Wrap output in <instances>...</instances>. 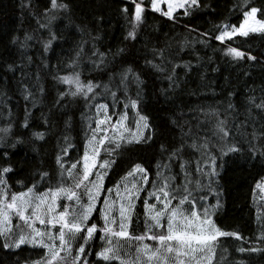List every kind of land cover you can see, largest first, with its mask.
I'll return each instance as SVG.
<instances>
[{
	"label": "snow or ice",
	"instance_id": "1",
	"mask_svg": "<svg viewBox=\"0 0 264 264\" xmlns=\"http://www.w3.org/2000/svg\"><path fill=\"white\" fill-rule=\"evenodd\" d=\"M127 5L121 8L129 28L125 40L136 41L146 11L175 22L177 12L183 16L193 15L201 2L148 0L146 5L145 0H127ZM68 11L69 5L63 0H50V8L43 13L44 21L37 20L38 29L49 32V39L43 43L45 52L57 38L50 28L59 18L56 14ZM235 11L239 13L236 23L217 25L218 34L214 36L200 33L204 38H197L195 43L208 46L214 39L224 46L220 51L231 62L256 61V56L228 42L236 37L264 36V8L252 5L251 0H239ZM33 38L25 35L19 46L26 48ZM97 39L98 36L93 37V40ZM12 43H18V39H13ZM86 43L82 41L69 63L70 72L54 76L66 87L54 99L53 107H65L67 100L80 98L88 110L82 113L85 121L82 155L66 163L65 157L74 145L67 132L62 136L63 143L58 141L55 185L48 171H40L35 174L39 179L27 185L18 180L20 190L13 188L9 174L14 172V167L8 162L6 149L15 148L23 140L18 138L9 143L11 124L0 127V159L4 160L0 164V246L6 251L19 250L23 246L42 249L38 254L40 258L32 264H92L87 257L93 255L92 242L98 238L101 247L95 252L97 264H214L221 238L231 237L241 242L244 238L237 232L221 230L214 220L220 201L217 199L214 205H209L207 193L219 195L213 185L218 183L224 157L242 151L237 136L246 140L251 137L248 145L252 157L264 159V144L260 143L264 141V119H261L264 117V90L259 95L250 90L251 94L245 96L243 120L232 92L223 107L197 105L192 110L194 114L185 121L187 131L184 124L174 119L173 125L180 129L179 143L171 148L160 145L161 155L154 176H150L149 169L136 163L115 185L106 188L105 178L117 163V157L133 145L151 144L156 129L150 124L149 117L140 111L143 85L140 73L131 65L119 69L114 66L113 62L124 55L125 49L111 53L110 61L109 53L100 52L93 44L89 57L92 68L106 71L113 64V70L108 73L107 82L85 81L82 79L81 54ZM183 50L181 47L178 52ZM151 51L152 59L146 60V66L168 82L167 89L162 92L175 91L181 84V72L187 75L194 66L190 61L180 63L171 55H165L166 49L153 48ZM17 68L20 66L9 65L7 70L15 72ZM36 80L37 84L24 86L21 92L26 102L21 125L25 129L31 127L28 122L31 109L27 105L36 108L45 97L39 75ZM133 86L135 96L131 94ZM0 96L6 97L7 93H0ZM109 97L111 105L101 102ZM118 104L122 105L120 111H117ZM129 110L134 113L131 124ZM191 120L196 124L192 125ZM42 121L45 129L51 127L47 117L42 115ZM65 127L70 128V123L66 121ZM45 137V131L31 134V139L36 141H44ZM102 151L106 158H101ZM256 188L264 199V181L257 183ZM137 202L143 204L144 228L142 233L133 234L130 229ZM96 215L100 222H95ZM257 219L262 221L264 228V217L258 213ZM256 239L259 244L253 246L249 242V247L241 246L238 251L264 252V232Z\"/></svg>",
	"mask_w": 264,
	"mask_h": 264
},
{
	"label": "trees",
	"instance_id": "2",
	"mask_svg": "<svg viewBox=\"0 0 264 264\" xmlns=\"http://www.w3.org/2000/svg\"><path fill=\"white\" fill-rule=\"evenodd\" d=\"M63 2L69 5V11L56 14L59 18L50 28L57 38L45 52L43 43L49 39V32L38 29L37 20L44 21L43 13L50 8V0H0V93H7L6 97L0 96V127L11 124L9 143L18 138L23 140L15 148L6 149L9 154L8 162L14 167V172L9 174L10 184L17 191L20 190L18 180L27 185L39 179L35 174L40 171H48L51 182L55 185L58 141L63 143L62 136L66 132L74 147L65 157V162L71 163L82 155L85 131L82 113L88 111L84 101L77 98L67 100L65 107H53L54 99L66 87L59 84L54 76L70 72L68 65L75 58L82 41L88 42L83 44L85 51L81 54L82 79L85 81L91 79L93 82H107L108 73L113 70V64L106 71L92 68L89 57L93 44L100 52L109 53L110 61L111 53L120 48L125 49L124 55L113 62L114 66L119 69L131 65L140 73L143 81L140 111L149 117L150 124L156 129L151 144L133 145L117 157V163L105 178L106 188L115 185L136 163L149 169L150 176H154L155 165L161 155L160 145L165 144L171 148L179 143L180 129L173 125L174 119L184 124V130L187 131L185 121L194 114L192 110L197 105L204 108L217 105L223 107L228 94L232 92L235 93L232 99L240 109V119L243 120L242 102L245 96L251 94L250 90H254L256 95L264 90V36L250 35L247 39L236 37L234 41L228 42L231 46L257 57L256 61L245 59L238 64L222 54L220 49L224 46L214 39L208 46L195 43L197 38H204L200 37V33L214 36L218 34L217 25L225 22L236 23L239 13L235 11V6L239 0H200L201 7L193 15L183 16L177 12L175 22L146 11L145 21L137 33L136 41L125 40L129 28L121 8L127 5V0ZM145 3L147 5L148 0ZM251 3L264 8V0H251ZM127 6L131 8L130 5ZM25 35L34 38L28 42L26 48H21L19 41H23ZM95 36L99 39L93 40ZM13 39H18V43L13 44ZM185 41L189 43L185 44ZM181 47L184 50L178 52ZM153 48L166 49L165 55H171L180 63L190 61L194 66L187 75L181 72V84L175 91L167 94L162 92V89H167L168 82L146 66V60L152 59ZM9 65H19L20 68L10 72L7 70ZM37 75L40 78L39 83L45 89V97L36 108L27 105L31 109L28 118L31 127L25 129L21 125L25 118L26 102L21 92L24 86L32 87L37 84ZM193 92L196 94L193 95ZM131 94L135 96V86ZM101 102L112 104L110 97ZM120 110L122 105L118 104L117 111ZM42 115L48 118L51 127L45 129ZM133 116L134 113L129 110L130 124ZM66 121L70 123V128L66 129ZM191 123L195 125L196 121L191 120ZM35 131H45V140L31 139V134ZM248 140L241 136L236 137L242 151L224 157L225 163L217 178L218 183L213 185L219 195L207 193L209 205H214L217 199L220 201L214 220L221 230L237 232L244 238V242L231 237L221 238L214 264H264V252L238 251L241 246L249 247V242L253 246L259 244L256 237L264 232L262 222L257 219L259 212L255 201L256 184L264 180V159L252 157ZM260 143L264 144V141ZM101 158H106L103 151ZM3 163L4 160L0 159V164ZM94 219L95 222H100L98 215ZM143 228V204L137 202L130 230L133 234H140ZM92 243L93 255L87 258L92 264H97L95 252L100 250L101 240L97 238ZM42 251L28 246L6 251L0 246V264H32V261L40 258L38 254Z\"/></svg>",
	"mask_w": 264,
	"mask_h": 264
},
{
	"label": "rangeland",
	"instance_id": "3",
	"mask_svg": "<svg viewBox=\"0 0 264 264\" xmlns=\"http://www.w3.org/2000/svg\"><path fill=\"white\" fill-rule=\"evenodd\" d=\"M255 201H256V206L258 208V212L261 214L262 217H264V199H262V194L260 193L259 189H256Z\"/></svg>",
	"mask_w": 264,
	"mask_h": 264
}]
</instances>
